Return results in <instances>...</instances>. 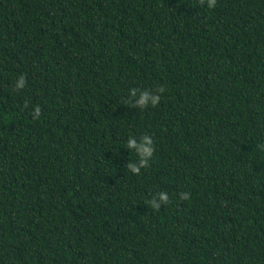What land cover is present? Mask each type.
I'll list each match as a JSON object with an SVG mask.
<instances>
[{"label": "trees", "instance_id": "trees-1", "mask_svg": "<svg viewBox=\"0 0 264 264\" xmlns=\"http://www.w3.org/2000/svg\"><path fill=\"white\" fill-rule=\"evenodd\" d=\"M0 264H264V0H0Z\"/></svg>", "mask_w": 264, "mask_h": 264}, {"label": "clouds", "instance_id": "clouds-1", "mask_svg": "<svg viewBox=\"0 0 264 264\" xmlns=\"http://www.w3.org/2000/svg\"><path fill=\"white\" fill-rule=\"evenodd\" d=\"M217 0H199V5L201 7L207 6L208 8H214L216 6ZM26 85V80L24 76H19L16 85L15 90L20 91L22 90ZM165 91L164 87H158L155 90V94L148 92V91H141L139 100L135 103V107L144 109L149 106V101H151V106L156 107L160 102V94H163ZM137 92V89L133 88L130 90V94L132 96H135ZM41 115V110L39 106H37L33 111V118H38ZM143 144L139 147V152L141 155V158L139 160V164H132L129 165V169L132 173L139 175L142 168H145L148 166L149 160L153 156L154 153V147H153V140L149 136L142 137ZM127 147L135 148L137 147L136 144V138L132 137L127 141L126 144ZM159 199L164 204H167L169 202V196L167 193H159ZM190 198V193L182 192L180 193V199L187 200ZM150 206L154 210H160V203H157L156 200H152L150 202Z\"/></svg>", "mask_w": 264, "mask_h": 264}]
</instances>
